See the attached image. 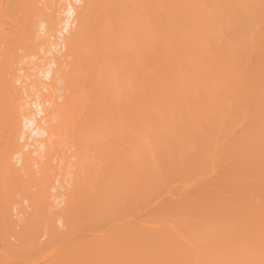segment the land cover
Segmentation results:
<instances>
[{
    "label": "bare ground",
    "instance_id": "6f19581e",
    "mask_svg": "<svg viewBox=\"0 0 264 264\" xmlns=\"http://www.w3.org/2000/svg\"><path fill=\"white\" fill-rule=\"evenodd\" d=\"M0 246L264 264V0H0Z\"/></svg>",
    "mask_w": 264,
    "mask_h": 264
},
{
    "label": "rangeland",
    "instance_id": "374dc122",
    "mask_svg": "<svg viewBox=\"0 0 264 264\" xmlns=\"http://www.w3.org/2000/svg\"><path fill=\"white\" fill-rule=\"evenodd\" d=\"M9 15H10V13H9ZM9 15H5V16H9ZM5 16H4V19H3V21H4V22H3L4 25H5V22L7 21V20L5 21V18H8V17H5ZM6 23H7V22H6ZM7 24H8V23H7ZM63 53H64V52H63ZM255 55H256V54H253V56H252L251 59H254L253 57H254ZM256 56H257V55H256ZM256 56H255V57H256ZM41 57H42V56H41ZM43 57H44V56H43ZM47 57H49V56H47ZM259 57H260V58H259ZM259 57H258V58L261 60V57H262V56L260 55ZM36 58L38 59V57H34L33 59H32L31 57L28 58V60H29L28 62H29V63H30V59H32V60L35 59L33 62L31 61V62H32L31 64H29V63L26 61V60H27V59H26L25 62H23V65H24V63H26V62H27L29 65H32L34 62H36V60H37ZM43 59H46V58L44 57V58H42L41 60L39 59V63L37 62V63L40 64L41 66H42V65L44 64V62H45V61L41 62ZM262 59H263V58H262ZM254 60H255V59H254ZM260 60H258V62H259ZM261 61H262V60H261ZM40 62H41V63H40ZM42 63H43V64H42ZM259 63H261V62H259ZM28 64H26L25 67H28V66H29ZM38 64H35V67H36V68L41 67V66H38V67H37L36 65H38ZM20 65L22 66V63H21ZM27 65H28V66H27ZM32 66H34V65H32ZM19 67H20V66H19ZM22 67H24V66H22ZM30 67H31V66H30ZM35 67L33 68L34 70H35ZM28 68H29V67H28ZM24 69H25V68H24ZM26 69H27V68H26ZM33 69H32V67H31V72L34 71ZM28 70H29V69H28ZM28 72H30V70H29ZM24 73H26V71H25ZM24 73L21 75V76H22L21 78H22V80L24 79L23 81H25V82L22 83L23 81H22V82H19V81H18L17 85L20 87V84L22 83V84H24V86H23L24 88H27V87H28L27 89H30V88H31V87H30V84H29V86L26 85V84L28 83L29 80H26L27 78L25 79V74H24ZM20 74H21V71H18V72H17V76L19 77ZM23 75H24V76H23ZM21 78L19 77V79H21ZM31 80H32V78H31ZM31 80H30V81H31ZM47 80L49 81V78H48V79H44L43 81L46 82V84H48V83H47ZM26 81H27V82H26ZM30 81H29V83H30ZM50 82H51V78H50L49 83H50ZM19 83H20V84H19ZM25 83H26V84H25ZM22 84H21V87H22ZM26 86H27V87H26ZM49 91L51 92V94L53 93L51 96L54 95V98H55V100H56L57 98H56L54 92L57 93V91H52V90H50V89H49ZM29 92H30V91H29ZM31 92L33 93V90H32ZM31 92H30V93H31ZM44 92H45V91H43V93H44ZM58 92L60 93V94L57 93V94H59V96L57 95V96H58V99H59V97L63 96V94L61 95V92H60V91H58ZM32 93H31V94H32ZM43 93H42V94H43ZM37 94H39V93H37ZM37 94H36L35 97H36V99L39 100V98H40L41 96H40V94H39L40 97L37 98ZM46 94H47V91H46ZM46 94H45V95H46ZM64 94H66V92H64ZM34 95H35V94H34ZM66 95H67V94H66ZM66 95H64V97H65ZM42 96H44V94H43ZM35 97H33V98H35ZM45 97H46V96H45ZM42 98H43V97H42ZM40 99H41V98H40ZM60 101H61V103H62V99H61ZM60 101H59V100H56V103H57V102L60 103ZM61 103H60V104H61ZM50 105H51V104H50ZM32 108H33V106H32ZM33 109H34V108H33ZM56 181H57V180H56ZM54 184H56V183H54ZM56 185H58V183H57ZM32 191H35V189L32 188ZM62 191H63V190H62ZM62 191H61V192H62ZM25 204H26V203H25ZM58 207H60V206H58ZM58 209H59V208H58ZM57 225H58L59 229H61V230L64 229V228L62 227L61 224L58 223ZM87 236H88V237H86V238H90L89 235H87ZM0 248H1V246H0ZM27 260H28V259H27ZM29 260H30V258H29Z\"/></svg>",
    "mask_w": 264,
    "mask_h": 264
}]
</instances>
